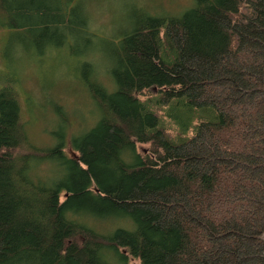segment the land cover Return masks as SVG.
<instances>
[{"label":"trees","instance_id":"1","mask_svg":"<svg viewBox=\"0 0 264 264\" xmlns=\"http://www.w3.org/2000/svg\"><path fill=\"white\" fill-rule=\"evenodd\" d=\"M73 1L0 0V28L40 54L89 47ZM70 53L100 109L82 132L67 136L56 113L53 144L28 148L13 87L0 85V264H264V0L135 15L111 90L88 52Z\"/></svg>","mask_w":264,"mask_h":264},{"label":"rangeland","instance_id":"2","mask_svg":"<svg viewBox=\"0 0 264 264\" xmlns=\"http://www.w3.org/2000/svg\"><path fill=\"white\" fill-rule=\"evenodd\" d=\"M73 3L83 10L93 34L89 47L80 39H69L67 45L40 54L39 45L35 46L21 30L0 28V85L13 87L30 149L53 144L50 132L61 125L62 119L57 114L66 119L67 136L86 130L99 115L98 105L79 76L78 60L82 58L71 55V45L76 51L84 49L89 53L85 59L92 64L96 78L111 90L115 43L130 29L132 18L140 13L176 16L190 6V0H74ZM155 93V89L147 88L139 98ZM163 108L166 106L160 111L164 127L174 134L176 127L163 117ZM147 147L148 144L138 143L135 150L145 153ZM65 151L70 153L68 143Z\"/></svg>","mask_w":264,"mask_h":264}]
</instances>
